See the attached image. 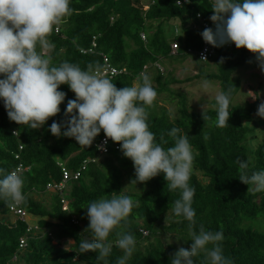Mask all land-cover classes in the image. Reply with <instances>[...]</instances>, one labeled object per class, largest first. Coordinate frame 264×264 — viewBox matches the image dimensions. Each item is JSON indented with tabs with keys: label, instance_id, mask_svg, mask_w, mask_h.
I'll list each match as a JSON object with an SVG mask.
<instances>
[{
	"label": "trees",
	"instance_id": "trees-1",
	"mask_svg": "<svg viewBox=\"0 0 264 264\" xmlns=\"http://www.w3.org/2000/svg\"><path fill=\"white\" fill-rule=\"evenodd\" d=\"M212 3V0H190L183 2V6H177L176 0H151L148 3L142 0H71V14L65 18L59 33L54 30L49 37L55 45L50 53L53 63L66 60L79 65L81 69L86 70L92 65L101 70L103 56H106L112 66L123 71L110 78L118 88L132 86L139 82L137 77L140 73L153 70L158 83L156 91L162 93L166 91V84L162 83L164 72L156 64L162 67V62L173 56V43L179 45L176 55L179 58L190 56L189 50H200L202 32L194 30L198 24L197 15L200 14L215 28L210 20L213 15ZM145 6L149 9L144 10ZM168 25L174 26L172 38L167 35ZM176 29L179 30L178 34L175 33ZM142 34L146 36L145 41ZM231 45V49L227 45L213 47L215 56L211 61L217 66L216 74L200 73L196 76L198 79L218 82L225 93L231 89V115L227 127H217L214 123L217 117L215 99L210 102L211 108L196 112L189 109L185 95L172 93L173 100L179 99V116L171 118L168 110L157 108L158 101L155 100L152 106L147 107L148 124L158 143L161 142V136L164 137L165 149L174 146V139L168 135L173 127L182 128L183 133L188 134L194 155L192 167L207 180L203 184L195 174L190 176L189 184L195 189L192 201L196 213L194 230L198 233L199 226L203 224L206 230L222 231L223 253L233 264H264V233L243 226L245 222L260 217L264 223V192L248 193V186L238 179L239 166L236 163L237 158L249 160V174L264 169V141L255 150V160L252 162L246 144L254 139L255 135H251V132L255 128L244 124L256 117L258 105L264 102V95H261L260 88L248 85L247 91L260 93L259 99L250 98L245 105H233L242 86L236 73L248 64L252 53ZM221 58L224 61L222 64ZM59 90L66 93L60 113L37 130L10 121L4 102L0 99V169L10 172L20 162L30 167L23 176V208L45 231L40 237L29 240L27 248L19 253L18 263L73 264V258L76 261L80 257L93 264H104L96 261L97 253H77L79 242L91 237V233L86 230L89 224L86 207L89 202L101 197L123 194L139 202L132 209L124 227V231L130 232L136 239L135 252L127 264H170V256L178 248L175 245L165 246L158 237L161 232L183 237L186 240L185 248L192 243L188 233L189 222L172 212L179 191H169L164 174L161 173L147 183H137L136 186L140 188L138 193L126 192L125 177L128 175L131 181L135 179V170L133 162L123 157L120 150L113 149L106 157L90 163L78 180L68 183L64 197L69 204V212L62 210L58 194L52 196L49 207L34 199L37 194L48 193V184L58 185L62 181L58 162L65 163L72 172L80 170L84 161L97 157L95 144L104 136L101 131L93 144L84 148L74 138L58 139L50 133L51 123L54 120L63 121L67 102L75 99V94L67 84L61 85ZM203 113L208 119H203ZM14 132L18 135L15 136ZM19 145L24 149L21 160L17 161L15 155L19 153ZM12 203L0 197V264L11 262L19 251L20 238L26 233V225L21 221H7ZM74 218L77 223L73 222ZM165 221L168 225L161 226L160 223ZM141 228L149 231L147 237L139 232ZM151 237L154 240L141 249V243ZM115 239V233L109 236L110 241ZM68 240L76 242L72 249L65 251L62 243ZM122 255L123 252L113 246L106 258L107 264H116L117 258ZM193 259L195 264H207L204 253Z\"/></svg>",
	"mask_w": 264,
	"mask_h": 264
},
{
	"label": "clouds",
	"instance_id": "clouds-1",
	"mask_svg": "<svg viewBox=\"0 0 264 264\" xmlns=\"http://www.w3.org/2000/svg\"><path fill=\"white\" fill-rule=\"evenodd\" d=\"M70 3L71 0H0V99L9 120L32 130L40 129L60 113L66 93L59 88L67 84L75 99L67 102L65 119L51 123L49 131L54 137L74 138L79 146L88 148L103 131L105 140L97 147L106 151L110 139L120 145L123 157L133 162L135 179L130 184L147 183L163 173L169 191H179L172 212L189 222L192 243L188 248L179 247L170 256V264H195L193 258L201 253L207 264H233L223 253L222 231L206 230L203 224L198 233L194 230L195 189L189 184L194 155L188 134L173 127L168 135L174 139V146L165 149L164 137L158 143L149 129L147 107L154 104L158 95L151 77L142 72L138 83L118 88L98 67L89 65L85 70L66 60L53 63L50 53L55 45L49 37L54 30L59 32L71 14ZM176 5L183 6L180 0H176ZM211 11L215 29L203 30L205 43L215 48L234 44L237 49H247L264 72V0H213ZM201 60L207 58L202 56ZM223 62L221 58L220 64ZM203 86L209 87V82ZM230 94L231 89L215 96L217 127L229 124ZM247 94L253 100L260 97V93L251 90ZM256 115L264 118V102L258 105ZM203 119H208L204 113ZM236 163L238 179L248 186V193L264 192V169L249 174V160L237 158ZM0 176V197L15 203L24 201L25 181L20 171L0 169ZM138 203L123 194L89 202L86 230L91 237L79 242L77 253H97L96 261L107 264L106 258L115 246L123 252L116 264H127L135 252L136 239L124 227ZM113 233L116 239L110 241ZM75 242L69 241L68 246ZM68 246L65 251H69Z\"/></svg>",
	"mask_w": 264,
	"mask_h": 264
},
{
	"label": "rangeland",
	"instance_id": "rangeland-1",
	"mask_svg": "<svg viewBox=\"0 0 264 264\" xmlns=\"http://www.w3.org/2000/svg\"><path fill=\"white\" fill-rule=\"evenodd\" d=\"M144 3H148L151 0H142ZM173 25H168L166 27L167 35L169 38H172L173 34ZM255 62V55L252 53L249 62L246 66H250ZM245 66V67H246ZM163 67V78L162 83L166 84V91L162 93H158L156 101L157 108H165L169 111L171 118H177L179 116L178 113V102L179 99H174L171 96L172 94L176 95H185L188 101V107L191 111L196 112H203L210 107V102L215 99L217 93L221 92L219 83L216 81H207L209 82V87L205 88L203 78L198 79L196 76L200 73L205 75H213L217 73V66L213 61L208 62H200L193 56H188L186 58H179L178 56H172L167 58L162 62ZM243 67V68H245ZM247 68V67H246ZM238 72L236 73V77L238 78ZM152 80L153 87L155 90L158 88V83L155 81L156 72L151 70L147 73ZM242 79H246V77L242 76L239 77ZM248 80L244 81L239 93L235 97L233 101L234 106L238 105H245L250 97L247 94V86L251 85L254 88H260L261 95H264V72L259 75H252ZM138 83V82H135ZM168 90V91H167ZM256 117L251 120L245 122L248 127L257 126L256 131L251 132V135H255L254 139L247 142L246 146L248 148V156L249 159L254 162L255 155L254 152L257 147L264 141V118H260L259 116L255 115ZM191 174H195L198 179L203 183L206 184L207 180L202 177L200 172H196L193 167L191 169ZM131 180L129 179L128 175L125 177L124 180V189L126 192H134L138 193L140 188L137 187L135 184H130ZM54 194L53 193H45V194H37L34 196V199L38 202H41L46 207H49L51 204V198ZM2 219V218H1ZM8 222H14L15 218L10 217ZM161 226H167L168 222H161ZM246 228H252L260 233H264V223L263 218L260 217L254 221H248L243 224ZM158 237L162 240L165 246L167 245H175L177 248L184 247L186 245V240L183 237L178 236L177 234H171L167 232H161ZM148 241L142 242L140 245L141 249H144L148 242L154 240V237L148 238ZM68 241H64L62 243V248H66L68 246ZM74 247V243L68 246L67 250H70ZM19 264V263H18ZM24 264V263H23ZM75 264H93L91 262H87L82 260L78 257L75 261Z\"/></svg>",
	"mask_w": 264,
	"mask_h": 264
},
{
	"label": "built area",
	"instance_id": "built-area-1",
	"mask_svg": "<svg viewBox=\"0 0 264 264\" xmlns=\"http://www.w3.org/2000/svg\"><path fill=\"white\" fill-rule=\"evenodd\" d=\"M183 2L187 3L188 0L180 1L181 4H183ZM148 9H149L148 6L144 7V10H148ZM197 20H198V24L195 25V27H194V30H196L197 32H203V30L206 27L207 28H213V30L215 29L200 14L197 15ZM178 31L179 30L176 29L175 33L178 34ZM56 33H59V32H56ZM141 37L144 41L146 40V36L144 34H142ZM93 47L94 48L96 47L95 43L93 44ZM227 47L231 49L232 45L229 44V45H227ZM178 50H179L178 43H173L171 54L173 56H176L178 54ZM83 53H86V51H83ZM188 55L195 57L200 62H208V61H211L213 59V57L215 56V49L211 45L205 43V41L203 40L200 50H198V51L189 50ZM202 56H205L207 58V61L201 60ZM103 57H104V65H103V68L100 70L103 75H106L107 77L112 78V77H115L117 75H120L123 72L121 70H118L114 66H112V64L110 63L109 59L106 56H103ZM156 67L159 68L161 70V72H163V68L159 64H156ZM14 133L13 134L15 136L18 135L17 132H14ZM104 140H105V135L95 144V148L97 151V157L96 158H89L86 161H84L80 170H78V171L72 172L67 168L65 163L58 162V166L62 172V181L58 185L48 184L46 187V191L48 193L58 194L61 197V205H62V210L64 212H69V204H68L66 198L64 197V192L68 186V183L71 180H78L81 176V173L87 168V166L90 163H95L99 159L106 157L107 155L110 154V152L113 149L117 150V151L120 150V145L117 143H114L110 139L107 141V145H106L107 150L106 151L101 150L97 146L103 145ZM23 149H24L23 146L19 145V153H16V155H15V159L17 161L21 160V152L23 151ZM13 170H19L21 175L24 176L26 173L29 172L30 167H26L22 162H20L17 164V166ZM23 202L24 201H22L20 203L13 202L9 206V209H8V213H9L8 216H12L15 218V220L21 221L22 223H24L26 225V233L19 240V251H18V253H16L13 256L11 262H9L8 264H18L19 253L22 252L23 250H25V248H27L29 240L40 237L41 235H43L45 233V231L39 226V224L36 222V220L27 211H25V209L23 208ZM0 220H1V217H0ZM73 222L77 223L75 218L73 219ZM139 232L145 237H147L149 235V231L142 229V228L139 230Z\"/></svg>",
	"mask_w": 264,
	"mask_h": 264
},
{
	"label": "crops",
	"instance_id": "crops-1",
	"mask_svg": "<svg viewBox=\"0 0 264 264\" xmlns=\"http://www.w3.org/2000/svg\"><path fill=\"white\" fill-rule=\"evenodd\" d=\"M246 67L240 69L239 72H238V75H239L238 78L242 77V76L246 77V79H242V81H241L242 84H243L244 81L248 80L247 78H250L252 75H259L260 73L262 74L261 70L257 66L256 60H255V62L253 64H251L250 66H246ZM244 124L247 126L246 123H244ZM254 128H255V131H256L257 126H254ZM10 217H12V216H8L7 219H9Z\"/></svg>",
	"mask_w": 264,
	"mask_h": 264
}]
</instances>
